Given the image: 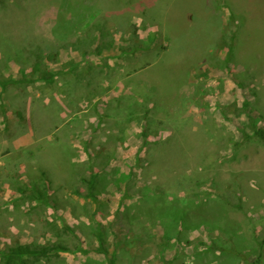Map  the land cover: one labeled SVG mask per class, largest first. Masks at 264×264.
I'll return each instance as SVG.
<instances>
[{
    "label": "rangeland",
    "instance_id": "374dc122",
    "mask_svg": "<svg viewBox=\"0 0 264 264\" xmlns=\"http://www.w3.org/2000/svg\"><path fill=\"white\" fill-rule=\"evenodd\" d=\"M0 264H264V0H0Z\"/></svg>",
    "mask_w": 264,
    "mask_h": 264
},
{
    "label": "trees",
    "instance_id": "16d2710c",
    "mask_svg": "<svg viewBox=\"0 0 264 264\" xmlns=\"http://www.w3.org/2000/svg\"><path fill=\"white\" fill-rule=\"evenodd\" d=\"M2 88L5 89V87H2ZM91 184H94V179L91 180ZM34 191L37 192V194H39L40 203L47 206L49 203L48 196L40 195V192L36 189H34ZM46 254L47 253L45 250H41V249L35 250V249L26 248V247H20V248L11 250L8 254H5L4 257L9 262L22 259L23 257H29L30 259L34 261H39Z\"/></svg>",
    "mask_w": 264,
    "mask_h": 264
}]
</instances>
